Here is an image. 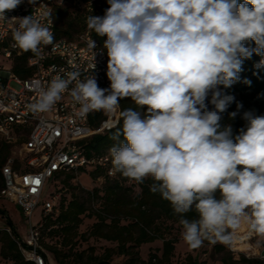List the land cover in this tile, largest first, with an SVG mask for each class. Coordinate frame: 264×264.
Returning <instances> with one entry per match:
<instances>
[{
  "label": "trees",
  "instance_id": "trees-1",
  "mask_svg": "<svg viewBox=\"0 0 264 264\" xmlns=\"http://www.w3.org/2000/svg\"><path fill=\"white\" fill-rule=\"evenodd\" d=\"M84 2L79 7L54 4L55 38L73 39L89 30L112 63L122 28L125 71L144 61L156 63L152 50L161 22H170L177 38L170 62L158 66L165 74L160 95L148 85L135 84L131 93L117 96V126L79 142L87 156L108 154L117 169L116 178L101 168L89 170L93 178H104L103 202L97 221L82 236L116 241L117 253L127 255L124 264H173L174 240H164L161 254H149L147 259L139 256L137 247L159 238L158 219L194 232L210 219H222L228 234L232 211L227 184L234 176L250 185L264 213V0ZM27 56L22 51L4 63L24 78L32 74ZM214 86L217 90L210 91ZM101 117L95 113L91 123L96 126ZM9 154L10 145L0 138V190L1 169ZM144 165L157 170L139 179L133 194L126 182ZM73 177L66 173L63 182ZM87 209L75 196L67 202L60 197L58 212L42 214L39 220L40 241L43 229L60 231L63 239L68 238L63 245L70 244ZM0 217L9 229H0L1 258L11 264H33L21 253L19 235L6 210L0 208ZM123 219L127 223L121 224ZM225 240L214 244L224 252L222 264H264L261 257H234ZM44 245L56 264H67L59 257L62 250ZM113 251L74 254L69 264H111ZM183 264L198 262L188 254Z\"/></svg>",
  "mask_w": 264,
  "mask_h": 264
},
{
  "label": "built area",
  "instance_id": "built-area-1",
  "mask_svg": "<svg viewBox=\"0 0 264 264\" xmlns=\"http://www.w3.org/2000/svg\"><path fill=\"white\" fill-rule=\"evenodd\" d=\"M54 4L79 7L84 0H4L0 2V60L12 62L14 56L28 53L26 66L32 71L19 77L10 67L0 65V138L18 146V155L27 157L24 170L14 168V157L2 166L4 187L0 195L30 217L39 205L42 214H56L60 192L53 189L43 197L48 179L66 173L101 168L110 178L117 169L108 154L87 156L79 142L94 134H102L117 126L120 106L117 96L131 93L137 83L151 87L160 95V83L165 74L158 67L170 62L177 34L170 22H161L158 41L152 50L156 63L141 62L129 70L123 69L122 28L112 63L89 30L73 39L55 38ZM87 4H90L88 2ZM13 81L19 88L9 85ZM102 117L95 126L94 114ZM24 155V156H22ZM100 184L104 178H96ZM41 218V217H40ZM206 221L198 234L210 239L219 235L228 240L234 257L264 258V247L248 254L252 227L240 232L226 226L210 227ZM39 223V221H38ZM29 222L22 237L17 238L24 258L33 264H49V257L40 247V227ZM25 244L27 247L22 246ZM247 245L248 248H239Z\"/></svg>",
  "mask_w": 264,
  "mask_h": 264
},
{
  "label": "rangeland",
  "instance_id": "rangeland-1",
  "mask_svg": "<svg viewBox=\"0 0 264 264\" xmlns=\"http://www.w3.org/2000/svg\"><path fill=\"white\" fill-rule=\"evenodd\" d=\"M70 9V12H75L73 8ZM78 34H75L74 37ZM0 63L6 66V64L1 60ZM9 85L13 88H19V85L13 81H10ZM216 90V86L210 89L212 92H215ZM8 157L15 158L14 166H16L18 170L26 169L25 164L27 157H24L23 159L19 157L17 145L10 144V154ZM156 170V168L149 165L139 167V169H137L131 178L126 182L125 186H131L133 194H136L138 192L136 184L139 179L146 178L154 174ZM73 176L74 177L68 180L67 183L63 182V174L56 176L53 180V184L51 183L52 179L50 178L47 180L43 190L44 197L53 189L54 185V188L59 190L62 200L67 202V200L71 199L72 196H75L78 200L83 201L88 208L85 215L82 216L81 224L77 228V235L71 239L70 244L67 246H64L63 244L66 240H68V238L63 239V234L60 231L49 232L48 230H41L40 247L49 257V264H56V262L53 255L44 244L55 246L58 250H62L63 253H60L59 257L67 264H69L74 258V254L82 253L84 256L90 254L93 256H100L108 249L114 250L111 256V264H124L127 259V255L117 253L118 243L116 241H109L89 236L84 238L82 236V234H86L92 224L97 221L96 215L102 208L101 204L103 202V192L101 190L102 186L100 185V182L93 178L89 171H79L77 174H73ZM227 187L230 195L229 202L232 217L234 218V229L244 232L248 229V227H252L253 236L251 240H249V246L251 245V247H249L246 252L248 254L256 253L257 249L264 247V213L260 210L257 199L252 192L250 185L246 182H243L234 176L230 179ZM95 190H98V192L95 193ZM0 208L6 210V213L15 226L19 237L23 236L29 222L35 225L41 217L40 205L35 208L29 221L17 205L1 195ZM106 220L108 222V219ZM218 220H220V223H213ZM120 222L121 224H125L127 223V220L123 219ZM207 224L210 227H217L220 225L227 226V222L225 220L217 218L208 220ZM155 225L159 238L149 243H143L137 247V252L142 259H147L149 254L160 255L162 252V242L164 240H174V250L171 256L173 264H183L185 257L188 254L195 257L198 264H222L220 258L224 252L219 251L214 244L225 243L226 240L224 236L219 235L214 240L210 239L208 236L202 238L198 232L189 230L178 223L163 219L156 220ZM0 229L9 230L6 228L3 217H0ZM239 248L246 249L248 246L241 244ZM64 252H70V257H64ZM0 264H11V262L1 258L0 256Z\"/></svg>",
  "mask_w": 264,
  "mask_h": 264
},
{
  "label": "water",
  "instance_id": "water-1",
  "mask_svg": "<svg viewBox=\"0 0 264 264\" xmlns=\"http://www.w3.org/2000/svg\"><path fill=\"white\" fill-rule=\"evenodd\" d=\"M2 1H4V0H0V2H2ZM124 11H125V9H124V5H123V14H124Z\"/></svg>",
  "mask_w": 264,
  "mask_h": 264
},
{
  "label": "bare ground",
  "instance_id": "bare-ground-1",
  "mask_svg": "<svg viewBox=\"0 0 264 264\" xmlns=\"http://www.w3.org/2000/svg\"><path fill=\"white\" fill-rule=\"evenodd\" d=\"M213 223H220V220H218V221H214Z\"/></svg>",
  "mask_w": 264,
  "mask_h": 264
}]
</instances>
